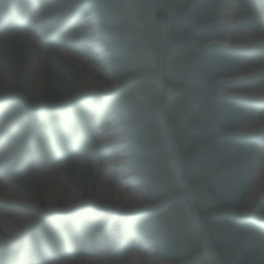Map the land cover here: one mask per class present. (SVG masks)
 Segmentation results:
<instances>
[{
    "label": "rangeland",
    "instance_id": "1",
    "mask_svg": "<svg viewBox=\"0 0 264 264\" xmlns=\"http://www.w3.org/2000/svg\"><path fill=\"white\" fill-rule=\"evenodd\" d=\"M263 17L264 0H224L218 20L227 28L210 43L229 48L234 55L226 76L217 82L216 92L236 103L234 109L240 116L230 134L243 136L247 142L234 159L238 172L248 177L243 208L228 210L234 214L249 210L247 201L261 160L258 155L264 150V123L253 136L241 132L245 123H256L264 115V100L244 96L249 88H264V62H260L264 43H249V38L264 27ZM125 21L123 47L127 50L119 44L118 52H125V62L120 60L118 71L113 64L118 55L110 50V35L119 33L116 24ZM77 29L81 34L75 32ZM29 30L35 37L32 43L26 36ZM162 39L149 0H0V151L4 152L0 172L6 174L0 183L15 193L10 202L0 195V264H54L52 260L81 264L84 257L96 258L99 264L114 259L131 264L139 248L147 251V256L158 255L165 264H216L217 260L224 264L216 246L229 225L214 221L208 227L205 223L213 248L204 244L191 206L198 209L207 196L194 197L191 187L181 183L177 167L180 163L184 173L179 144L172 133L184 131V115L196 99L186 94L173 96L165 106V95L152 80L165 83L166 79L164 39L160 76ZM131 63H136L133 68H129ZM91 69L103 89L83 91L79 84ZM128 70L135 77H128ZM69 83L75 87L72 97L46 103L50 92L62 93L58 97H64L65 90L69 93ZM97 97L100 100L91 103ZM205 99L201 98L198 112L207 110ZM77 100L86 112L82 122L71 116L64 118L61 126L56 125L50 110L74 105ZM158 115L164 119L169 138L156 125ZM147 121H151L150 133L136 132L135 122ZM109 128L116 135L104 138ZM144 157L147 163L142 161ZM108 173L115 179L111 188L121 176L126 177L143 198L139 209L121 215L99 201L69 211L65 208L79 193L85 199L95 194ZM54 203L56 211L51 214L47 208ZM257 203L264 208V195ZM60 223L68 231L62 238L53 231ZM7 228L25 233L11 243ZM232 235L240 246L248 243L250 250H261L264 258V224L246 223ZM157 237L164 241L173 262L161 256ZM40 245L48 252L41 254Z\"/></svg>",
    "mask_w": 264,
    "mask_h": 264
},
{
    "label": "trees",
    "instance_id": "2",
    "mask_svg": "<svg viewBox=\"0 0 264 264\" xmlns=\"http://www.w3.org/2000/svg\"><path fill=\"white\" fill-rule=\"evenodd\" d=\"M149 1L155 7L156 18H153V22L158 25L163 35L164 50L168 53L165 59L166 79L164 84L171 86V93L165 100V106L170 103L173 96L186 94L196 99L184 115V131L177 132L176 130L172 133L179 144L181 157L184 161L183 180L180 181L184 186L191 187L194 197L199 198L200 194L207 196V201L197 207L208 227L214 221L229 225L228 232L226 234L223 232L216 246L224 264H264L261 250H250L248 243L243 246L238 244L236 235L232 234L241 229L246 222L235 220L228 212L231 209L241 210L243 208L248 190V177L242 172L244 170L240 169L242 173L238 172V165L236 166L234 162L240 149L247 142L241 136L230 134L232 127L239 120L240 112L234 109L236 103L233 99L216 92L217 87L220 86L217 85V82L226 76L229 59L234 57L231 49L210 44L220 38L227 28L226 25H221L218 20L224 0ZM158 19H162L163 22ZM116 25L115 29L120 31L117 33L118 35H110L112 38L110 50L118 55L113 64L114 68L120 71V60L124 59V51L127 50L123 47V40L126 38L124 31L128 23L125 21ZM119 39L120 41H118ZM114 41L117 42L114 43ZM119 44L124 51L119 50L118 52ZM186 52L187 55H185ZM135 64L131 63L129 68H133ZM185 66L189 68H187V75L184 78ZM127 74L128 77L134 76L129 70ZM170 77L178 79V82H172ZM152 80L158 84L159 92L166 96V87L161 80L158 78H152ZM184 81L189 84L185 85ZM69 86L71 87L69 93L63 88L66 91L64 97L57 96L58 94L62 96V93H48L46 103L54 104L65 97H72L75 92L74 83H69ZM59 90L56 91L60 92ZM201 98L202 100L206 98L207 110L205 113L198 112ZM99 100L100 97H97L92 101L97 103ZM75 103L74 105H59L52 108L50 113L61 115V117L74 115L81 123L85 112L78 107V102ZM159 110L161 111V108ZM123 116L128 117L129 122L133 121L129 116L125 114ZM118 117L122 122L121 114H118ZM161 117L162 115H158L156 125L169 138L168 129ZM150 122L147 121L143 124L135 122L136 132L149 134L148 124ZM123 123L125 124L124 121ZM144 158L142 161L147 163L149 160ZM151 233L154 234L155 231L151 230ZM153 236L151 235V238ZM155 239L163 259L168 258L167 250L163 247L164 241L160 237ZM168 260L173 262L171 258Z\"/></svg>",
    "mask_w": 264,
    "mask_h": 264
},
{
    "label": "bare ground",
    "instance_id": "3",
    "mask_svg": "<svg viewBox=\"0 0 264 264\" xmlns=\"http://www.w3.org/2000/svg\"><path fill=\"white\" fill-rule=\"evenodd\" d=\"M77 34H81V29H77ZM27 37L30 43L35 40L34 34L32 31H27ZM249 43L252 45H259L264 43V27L257 30V32L249 38ZM65 55H69L67 50L63 51ZM260 62H264V59L260 60ZM92 64H95L94 62H90ZM96 71L94 69L90 70V74L86 79H83L81 83L79 84V88L82 89L83 91H94L98 89H103L101 88L102 86L96 81ZM243 77V76H240ZM240 79V78H239ZM245 97L249 99H254V100H264V88H258V89H251L249 88L247 92L244 94ZM263 123H264V115L261 119H259L256 123H245L242 128L241 132L243 134L247 135H254L256 134L259 130L263 128ZM112 128H109V130L106 133V135H103L104 138L108 137H113L115 136V132H112ZM103 139V138H102ZM105 142V140H103ZM113 144V142H110ZM109 145V143H106V145ZM4 155L3 151H0V156ZM114 155H111L109 157H113ZM260 157V161L258 163V168H257V173L254 177V184L253 188L251 190V193L248 197V205H249V210L251 212H256L259 213L262 217H264V208H260L258 206V199L264 195V150L261 151L258 155ZM109 160V159H108ZM107 160V161H108ZM54 173V172H53ZM4 171L0 172V179L5 177ZM113 176L111 174H105V176L102 178L101 183L99 188L97 189L96 193L91 195L88 198H84L81 193L75 195L76 197L73 198V202L69 203L66 205L65 208H68V211L75 208L78 205H83L85 203H93V202H102L104 203L110 210L113 211H118L121 213V215H127L133 210H137L141 206V202L143 201V198L141 195L138 194V192L132 188L129 183L126 181L125 176H121L118 181L117 185L114 188H111L113 184ZM0 195L3 196L7 202H10V197L14 196L15 193L13 189L9 186H6L4 184L0 183ZM55 207L57 205L50 204V206L47 208V211L49 210L52 213H54ZM26 214H28V209L25 208ZM27 216V215H25ZM27 220H23L22 222H26ZM28 225L27 227H30ZM26 227V228H27ZM33 229V228H32ZM29 228V230H32ZM29 230H26L27 232ZM7 231L9 233V241L17 240L20 236H22L25 231L23 230H10L7 228ZM53 231L55 233H59L58 236L59 238L63 237V235H67L68 231L65 229V227L62 226V223L59 225H56L53 227ZM51 236L54 233L50 232ZM41 241L43 240L45 242V237L43 235L40 236ZM49 238V236H48ZM40 253L44 254L45 252H48L46 248H42L40 245ZM50 250V249H49ZM136 256L134 260L131 262V264H165L164 261H162L158 255L155 254H150L147 256V251H143L141 248L137 250L135 253ZM81 264H99V260L94 258H82L80 260ZM57 264H70L69 262H64L60 261ZM108 264H123L120 260L114 259Z\"/></svg>",
    "mask_w": 264,
    "mask_h": 264
},
{
    "label": "water",
    "instance_id": "4",
    "mask_svg": "<svg viewBox=\"0 0 264 264\" xmlns=\"http://www.w3.org/2000/svg\"><path fill=\"white\" fill-rule=\"evenodd\" d=\"M152 15H153V17H155V9H154V6L152 7ZM159 21L162 22L161 19H159ZM162 53H163V40H162V44H161V57H160L161 67H160V76H162V74H163V56H162ZM231 135H233V136H240L238 134H231ZM174 145H175V150H176V143H174ZM177 167H178V170H179V176L182 177V173H183L182 165L179 163ZM191 208H192V211L194 213L195 219L201 225L203 237H204V240H205L204 244L205 245H209L210 247L213 248V245H212V243L210 242V239H209V235H208L207 228H206L205 223H204V219L200 216V213L198 212V210H196L193 206H191ZM255 213L256 212H251V211H248L247 213H241V214H234L232 212H229V214L234 219H236L238 221H242V222H246V223H251V224H254L255 222H257L260 226H263V224H264V217H262L260 215L257 216ZM217 256H218V254L215 253V258H217ZM216 264H221L220 263V260H217Z\"/></svg>",
    "mask_w": 264,
    "mask_h": 264
}]
</instances>
